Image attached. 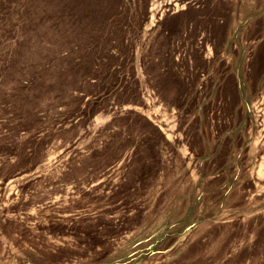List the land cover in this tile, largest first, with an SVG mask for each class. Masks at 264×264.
Masks as SVG:
<instances>
[{
  "label": "rangeland",
  "instance_id": "obj_1",
  "mask_svg": "<svg viewBox=\"0 0 264 264\" xmlns=\"http://www.w3.org/2000/svg\"><path fill=\"white\" fill-rule=\"evenodd\" d=\"M0 264H264V0H0Z\"/></svg>",
  "mask_w": 264,
  "mask_h": 264
}]
</instances>
